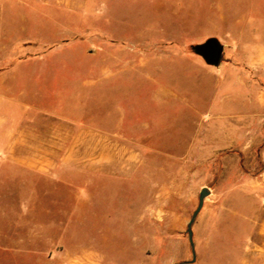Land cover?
Masks as SVG:
<instances>
[{"label":"rangeland","instance_id":"1","mask_svg":"<svg viewBox=\"0 0 264 264\" xmlns=\"http://www.w3.org/2000/svg\"><path fill=\"white\" fill-rule=\"evenodd\" d=\"M210 37L217 67L190 48ZM2 96L3 117L61 147L0 163V264L260 252L264 0H0Z\"/></svg>","mask_w":264,"mask_h":264},{"label":"crops","instance_id":"2","mask_svg":"<svg viewBox=\"0 0 264 264\" xmlns=\"http://www.w3.org/2000/svg\"><path fill=\"white\" fill-rule=\"evenodd\" d=\"M5 104L3 96L0 97V111ZM11 117H3V113L0 112V149H4V152L0 151V163L7 165H24L26 167L35 168L39 163L42 165L54 163L52 157H48L47 162L46 155L50 154L55 157L56 149L61 147V139L47 140L43 136L30 132L28 129L16 125L10 120ZM77 139L73 140L72 147H77ZM30 150L34 153L40 154L41 157H30ZM74 155V154H73ZM51 158V160H50ZM67 160H74L76 157L69 156ZM94 161L102 163L108 160L104 157H93ZM264 226V224H263ZM210 240V239H209ZM205 244H210L206 242ZM206 249V248H203ZM260 252L256 254L247 255L240 264H264V243Z\"/></svg>","mask_w":264,"mask_h":264},{"label":"water","instance_id":"3","mask_svg":"<svg viewBox=\"0 0 264 264\" xmlns=\"http://www.w3.org/2000/svg\"><path fill=\"white\" fill-rule=\"evenodd\" d=\"M190 48L192 52L196 54L197 56H199L207 66L217 67L221 62L222 55H223V45L215 37L207 38L204 42L192 45ZM208 194H209V190L207 188H203L201 190L199 197H198L197 208L194 211L187 225V236H188L189 244L191 247V253H192V259L190 262H193L195 260V250H194V244L192 240L191 226L195 219V216L200 211L203 205L205 196H207Z\"/></svg>","mask_w":264,"mask_h":264},{"label":"trees","instance_id":"4","mask_svg":"<svg viewBox=\"0 0 264 264\" xmlns=\"http://www.w3.org/2000/svg\"><path fill=\"white\" fill-rule=\"evenodd\" d=\"M223 61V55H222V59H221V62ZM182 264H185V263H182Z\"/></svg>","mask_w":264,"mask_h":264}]
</instances>
